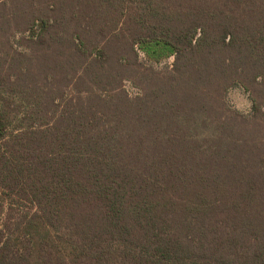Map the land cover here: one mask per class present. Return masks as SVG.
<instances>
[{"label": "trees", "instance_id": "16d2710c", "mask_svg": "<svg viewBox=\"0 0 264 264\" xmlns=\"http://www.w3.org/2000/svg\"><path fill=\"white\" fill-rule=\"evenodd\" d=\"M82 4L103 37L175 61L130 97L97 83L107 49L57 19L25 30L56 55L41 76L0 31V264H264V0Z\"/></svg>", "mask_w": 264, "mask_h": 264}, {"label": "rangeland", "instance_id": "374dc122", "mask_svg": "<svg viewBox=\"0 0 264 264\" xmlns=\"http://www.w3.org/2000/svg\"><path fill=\"white\" fill-rule=\"evenodd\" d=\"M83 2L84 0H0V26L3 28L0 31H2L3 35L4 33H12L10 35L11 45L7 47V50L12 54L16 53L15 50H19L25 54H31L35 59V68L33 71L38 76H41L43 74L40 68L43 65L41 63L48 60L49 64H53L56 55L52 54L48 56L51 52H48L47 44L40 45L32 40H28L27 37L29 36L30 30L27 32L25 30L29 28L34 19L49 17L53 22L57 19L52 31L58 30L57 32L62 34L61 30H64L65 34L71 40L75 38V41L72 40L73 42L79 40V34L88 41L89 45L95 43V45L99 44L107 49L108 61L96 69L99 77L97 78V83L100 85L107 83L106 88L108 89L106 90H109V87L116 88L117 90L122 89L130 97L140 96L145 92V89L147 90L153 87L154 77H158L173 67L175 61L174 56L161 63L154 64L149 62L142 52L139 51L137 55L130 46L128 35L118 36V38L112 36H106L105 38L100 35L98 33V23H93L92 26L82 20L84 18L83 8H85L82 4ZM74 13L75 16L73 15ZM78 13L79 17L77 18L76 15ZM46 37H51V32ZM64 45L68 49L71 46L70 41H67ZM69 49L72 48L70 47ZM78 56L80 57H64L66 66L63 67V70L59 69L58 73L60 76L64 77L68 72L73 75L72 71L74 69L70 64L73 58H76L74 59L75 64L79 65L84 60L87 63L91 62L90 57ZM27 65H29V62L25 61L24 66L27 67ZM89 84L88 79L86 82H82L79 87L86 89L89 87ZM70 85L73 86V84ZM226 101L232 108L244 114L248 115L252 112L253 102L251 94L242 85H233L230 87L226 92Z\"/></svg>", "mask_w": 264, "mask_h": 264}]
</instances>
